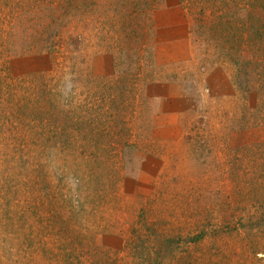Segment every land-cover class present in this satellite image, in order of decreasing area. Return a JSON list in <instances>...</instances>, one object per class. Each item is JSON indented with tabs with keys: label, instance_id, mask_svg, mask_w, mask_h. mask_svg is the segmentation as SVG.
Masks as SVG:
<instances>
[{
	"label": "rangeland",
	"instance_id": "374dc122",
	"mask_svg": "<svg viewBox=\"0 0 264 264\" xmlns=\"http://www.w3.org/2000/svg\"><path fill=\"white\" fill-rule=\"evenodd\" d=\"M0 264H264V0H0Z\"/></svg>",
	"mask_w": 264,
	"mask_h": 264
},
{
	"label": "trees",
	"instance_id": "16d2710c",
	"mask_svg": "<svg viewBox=\"0 0 264 264\" xmlns=\"http://www.w3.org/2000/svg\"><path fill=\"white\" fill-rule=\"evenodd\" d=\"M196 239H198V238L196 237Z\"/></svg>",
	"mask_w": 264,
	"mask_h": 264
}]
</instances>
